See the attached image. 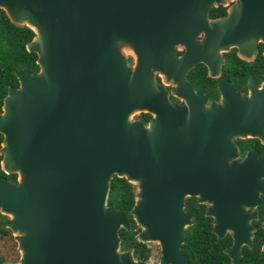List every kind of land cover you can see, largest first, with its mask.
Returning a JSON list of instances; mask_svg holds the SVG:
<instances>
[{
    "label": "water",
    "instance_id": "95a60500",
    "mask_svg": "<svg viewBox=\"0 0 264 264\" xmlns=\"http://www.w3.org/2000/svg\"><path fill=\"white\" fill-rule=\"evenodd\" d=\"M216 6L225 14L208 18ZM0 10L32 32L24 49L37 67L16 72L0 105V171L15 175L0 178L1 226L16 264H143L118 249L129 220L106 206L112 176L133 186L134 237L158 244L156 264H187L185 197L216 208L256 199L263 164L249 152L237 163L230 138L264 144V80L247 78L240 95L217 77L229 48L251 61L264 46V0H0ZM196 63L217 78L207 109L186 80Z\"/></svg>",
    "mask_w": 264,
    "mask_h": 264
},
{
    "label": "flooded vegetation",
    "instance_id": "af4514ba",
    "mask_svg": "<svg viewBox=\"0 0 264 264\" xmlns=\"http://www.w3.org/2000/svg\"><path fill=\"white\" fill-rule=\"evenodd\" d=\"M224 8L226 10V6H224ZM231 49H233L234 55L235 57H237L234 48H229L227 52H229ZM263 49L264 46L261 43H257L256 53L251 61H244L239 59L238 57L237 58L245 63L253 62L258 55H260L264 59ZM181 52L182 49L175 50V53L177 55H180ZM225 53L221 54L223 57V62L220 67L219 76L217 78H226L229 86L232 87L236 92H238V94L246 95L247 78L250 79L251 83L255 87H258L259 83L264 80V76H261V78L257 81H252L250 76H247L245 78L244 86L241 89L234 88L228 78L222 75V67L225 63L223 54ZM198 65L200 67H196ZM195 67L198 73L201 72V70L203 69L204 74L207 77L205 67L200 63H196L192 68L187 71L186 80L189 82L190 87L193 91H196L198 88H201V94L205 96L204 108L207 109L210 103H218L220 101L219 93L215 87L217 78L213 79L214 89L210 90L209 92H207L203 86L195 88L193 86L192 76H190V72H192ZM156 80L160 81V77L156 76ZM163 86L167 92L168 99L179 104L181 101L178 98L173 97L169 93V86ZM16 87L17 81L16 85L14 86H6L4 93L0 96V105L3 96L7 92V88H11L14 90L16 89ZM230 142L234 148L235 161L237 163H240V161L246 156V153L249 152L254 154L255 160L261 161L264 167V144H262L259 139L250 137L230 138ZM8 175L0 176V178H3L8 182L14 183L15 175L12 174V179H9ZM259 180L263 182V185L259 190H255V200L233 199L230 202L228 201L227 203H222L221 208L214 207L215 202L212 200L198 202L196 200V196L185 197L182 201V211L189 216L190 224L184 227L183 235L185 231L188 230L197 243L207 241V238L210 236L213 239H216L217 242L214 245L216 248L218 247L220 252L225 256L228 264H230V258L224 251L233 247L234 241L237 240L238 246L235 254L237 255L238 264H264V249H262L264 245V192H262L264 191V175L259 176ZM214 231L217 232L218 236H216ZM192 244H194V242H192ZM182 245L183 241L180 245L179 254L185 258L187 264H192L190 263V261H188L189 256H192H188V254H192L191 247L188 244L187 247L183 248ZM143 248L146 252L141 261H146L150 257V251L144 244Z\"/></svg>",
    "mask_w": 264,
    "mask_h": 264
},
{
    "label": "trees",
    "instance_id": "16d2710c",
    "mask_svg": "<svg viewBox=\"0 0 264 264\" xmlns=\"http://www.w3.org/2000/svg\"><path fill=\"white\" fill-rule=\"evenodd\" d=\"M224 12V7L217 6L208 11V17L223 16ZM31 36L32 32L29 29L12 26L0 10V96L4 93L7 85H16L15 74L17 71L24 70L27 73H34L37 70L34 64L35 55L31 52H26L24 49L25 43L28 42ZM223 56L225 63L222 67V75L227 77L231 85L236 89H241L244 86L247 76H250L252 81H257L261 76H264V59L260 55L251 63H245L235 57L233 49L223 54ZM196 67L190 72L193 86L195 88L203 86L207 92L214 89L213 79L207 78L202 68L199 74L196 71ZM148 117L147 114L135 116L143 124ZM0 176L5 175L0 171ZM8 178L12 179L13 175H8ZM132 204L133 186L123 178L112 176L108 183L106 206L114 212L125 214L129 220V229L127 231L120 228L117 230V236L119 237L118 249L120 251L130 250L132 258L135 261H141L146 251L143 248V244L137 242L134 237L138 229L128 214ZM183 236L182 247H187L189 244L192 250V254H188V256L192 255L191 257L189 256L188 261L190 263L228 264L225 256L214 245L217 242L216 239L210 236L207 241L197 243L188 230L185 231Z\"/></svg>",
    "mask_w": 264,
    "mask_h": 264
},
{
    "label": "rangeland",
    "instance_id": "374dc122",
    "mask_svg": "<svg viewBox=\"0 0 264 264\" xmlns=\"http://www.w3.org/2000/svg\"><path fill=\"white\" fill-rule=\"evenodd\" d=\"M126 57L127 65L130 66L132 58L129 52L123 51ZM139 115V114H138ZM137 116V115H135ZM133 116V119H136ZM134 191V189H133ZM7 219V215L0 213V264H16L18 261V251L11 233L1 226V223ZM138 230L139 227L136 226ZM141 243V242H140ZM150 251V257L146 261H141L143 264H156L159 256V246L155 241L142 242Z\"/></svg>",
    "mask_w": 264,
    "mask_h": 264
}]
</instances>
